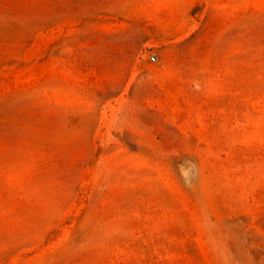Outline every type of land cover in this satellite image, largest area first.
I'll list each match as a JSON object with an SVG mask.
<instances>
[{
  "label": "rangeland",
  "instance_id": "rangeland-1",
  "mask_svg": "<svg viewBox=\"0 0 264 264\" xmlns=\"http://www.w3.org/2000/svg\"><path fill=\"white\" fill-rule=\"evenodd\" d=\"M0 264H264V0H0Z\"/></svg>",
  "mask_w": 264,
  "mask_h": 264
},
{
  "label": "built area",
  "instance_id": "built-area-1",
  "mask_svg": "<svg viewBox=\"0 0 264 264\" xmlns=\"http://www.w3.org/2000/svg\"><path fill=\"white\" fill-rule=\"evenodd\" d=\"M151 59L155 60L156 59V55L155 54L151 55Z\"/></svg>",
  "mask_w": 264,
  "mask_h": 264
}]
</instances>
